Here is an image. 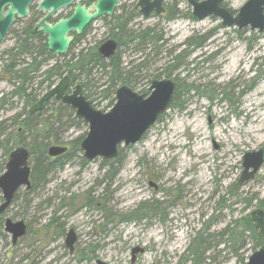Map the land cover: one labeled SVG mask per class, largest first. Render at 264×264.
I'll return each mask as SVG.
<instances>
[{"label": "rangeland", "instance_id": "1", "mask_svg": "<svg viewBox=\"0 0 264 264\" xmlns=\"http://www.w3.org/2000/svg\"><path fill=\"white\" fill-rule=\"evenodd\" d=\"M136 1L128 0L127 5ZM246 2L225 1L236 13ZM179 7L186 15L192 13L193 8L187 0H179ZM69 12L70 9H64L60 13L66 15ZM221 24L222 19L216 16L194 20L184 15L170 22L157 15L140 17L133 22L134 29L159 26L165 40L158 53L153 47L151 51L127 50L123 53V66L127 68H130L127 65L147 59V67L135 87L139 92L148 89L156 75L164 74L170 50L189 49L184 46L189 37L213 31L206 44L191 52L172 75L199 89L183 93L143 140L122 148L123 163L112 181L108 179L109 171L101 157L84 165L83 151L73 149L71 162L55 172L45 187L40 185L28 195L24 188L21 189L9 214L23 215L31 229L38 230L39 238L30 232L16 247L10 236L0 237V264H8L10 258L16 262L25 254H30V260L23 264H30L37 258L35 251H39L42 264H97L98 259L107 264H179L192 238L205 227H209V233H217L233 219L258 209L257 200H254L246 211L244 199L264 200V164L254 179L241 184L239 197H229L227 192L244 170L245 153L264 149V32L248 26L238 33L236 28ZM23 26L24 22L16 23L12 27L14 32L0 44L1 73L7 59L5 51L16 46V32ZM108 36V23L99 18L73 52L102 43L109 39ZM148 53L150 55L146 56ZM20 58L26 61L27 56ZM55 61L50 60L43 71ZM39 80L37 78L35 84ZM93 80L96 87L91 90L92 100L97 108L107 111L109 100L98 94L102 84L106 87L107 77L101 70H96ZM253 83L252 90H248ZM211 89L216 91L213 98L206 94ZM12 90L11 82L0 80V98ZM46 91L44 88L42 93ZM224 91L233 100L224 98ZM13 100L14 107L0 108V123L4 122L7 127L6 134L15 131L11 118L24 106L23 100ZM50 115L51 107L48 106L40 117L45 119ZM88 131L86 123L64 124L57 130L65 142L85 137ZM25 137V144H29L30 139ZM3 150L0 149V161L5 157ZM87 191L91 194H86ZM89 195L102 201L107 210L115 214L114 220L102 209V204H83V199H88ZM223 195H227L228 207L220 210L218 201ZM73 197L77 201L58 215L68 214L63 218L66 229L74 227L79 234L80 245L74 255L64 246V237L55 236L51 229L48 240L45 229L61 200L68 201ZM153 201L161 205L157 214L132 220L124 218L140 204ZM78 205L82 207L75 209ZM103 224L106 227L101 232ZM29 240H36L34 249L28 246ZM216 242H212L211 250L206 254L211 258L210 263L243 264L228 245ZM92 245H95V251L87 253L88 259L84 262L78 261V251ZM251 245L252 241L248 239L246 255L254 252ZM136 247L143 248L144 252L138 253L132 262V250Z\"/></svg>", "mask_w": 264, "mask_h": 264}, {"label": "trees", "instance_id": "2", "mask_svg": "<svg viewBox=\"0 0 264 264\" xmlns=\"http://www.w3.org/2000/svg\"><path fill=\"white\" fill-rule=\"evenodd\" d=\"M95 1L96 0H82V2L88 6ZM127 1L128 0L120 4L111 17H102V19L108 23V37L118 42V50L110 59L102 58L99 55L98 46L101 43L93 47L82 49L78 53L73 52L78 43L84 39L90 25L83 34L77 35L67 54L57 55L49 49L46 35L41 32H32L34 24L41 18V13L36 9V6L32 7L31 15L26 20H18L16 22H24V26L22 30L16 32L18 35L16 46L5 51L7 56L5 60L6 64L3 66V71L0 75V80L11 82L13 90L8 95H4L0 98V108H4L5 105L14 107L15 101H12L13 98L23 100L24 106L21 111L14 114L11 118L15 131L12 130L6 134L7 127L4 125V122L0 123V149H4L3 151L5 154L3 160L0 161V174L5 170L7 157L10 152L18 145L27 146L31 152L32 188L29 191L25 190L26 195L34 192L40 185L45 187L49 182V178L55 172L64 169L66 165L71 162L72 150H81L80 143L83 139V137H79L74 141L65 142L57 132L59 128H63L64 124L68 125L71 123L79 125L85 123L75 115V110L68 105L61 102L48 101L46 107H51V115L45 119L40 117L42 112L36 115H31L29 113V107L37 102L43 89H50L58 80L68 75L71 78L72 85L80 84L83 92L92 100L91 90L93 87H96V84L93 82V74L96 70H101L107 77L108 83H106V87L105 84H102V89L98 94L102 99L109 100L108 109L116 100L115 96L117 89L122 85H129L135 88L139 84V78H142L141 74L143 70L147 67L146 58L136 65H127L130 68L123 66V53L127 50H134L137 52L148 51L149 49L151 51V47H153L154 52L158 53L159 49L164 46L165 40L159 32V26L142 27L140 29H134L132 27L133 22L140 18L141 14L135 2L127 5ZM169 2V5L165 4V13L158 15L165 21L170 22L183 15L195 19L191 12H188L186 15L180 10L179 0H170ZM61 17H63V15L60 14L56 20ZM235 31L241 33L239 30ZM12 32H14L13 28L9 33ZM212 32L202 35L195 34L189 37L184 43L185 48L189 49L177 50V48H174L170 50V59L163 71L164 74L156 75L154 78H161L162 75H165V77H172L174 72L182 66L183 61L189 57L191 52L202 48L206 44ZM23 55L27 56L26 61H24L25 58L23 60L20 58ZM149 55L150 53L146 56ZM53 59L56 60L54 65H51V67L43 71L44 66H47V63ZM257 77H259V75ZM37 78L40 80L35 84ZM175 79L178 80V77H175ZM254 85L253 83L248 86V90H252ZM192 89H199V87L193 84L187 85L178 80V89L172 106L180 100L183 93H188ZM143 92L148 93L149 89ZM215 92L216 91L211 89L207 91L206 94H208V97L213 98ZM223 94L224 98L233 100L227 91H224ZM64 118L65 121H63ZM5 134L6 136L4 137ZM25 135L30 139L29 144H25ZM54 144L67 145L68 150L57 157H51L48 150L49 147ZM122 150L123 149H121L117 158L103 161V164L108 168V176H110L108 179L111 181L116 176L117 170L123 163L121 158ZM83 163L84 165L87 163L84 158ZM242 187L243 185H241L239 179H237L235 183L229 187L227 195L229 197H239V191ZM19 194L20 191L16 194L15 199L18 198ZM86 194H91V191H87ZM227 195L221 196V199L218 201L220 210L228 207ZM2 199L3 197L0 192V200ZM74 200L73 197L70 204H74ZM244 200L246 202V211L251 208L254 200H257L258 208L264 211V200L253 198ZM92 201H95V199L89 195L86 201L87 205H91L90 203ZM157 207L159 208V206ZM152 208V204L142 203L136 209L132 210L130 214L125 215L126 217L124 218L132 220L149 216V212L154 210ZM106 212L109 218L114 220L115 214L107 209ZM208 228L209 227H205L192 238L179 264H188L189 262L192 264L196 262L212 264L210 263L211 261H209L211 260L210 256L207 257L206 254L211 250V244L215 240H217L216 244L221 242L226 246L228 245L233 255L239 257L243 264H246L249 257L248 254L246 255L248 250V239L252 241L251 249H253V251L264 245V238L258 235L251 212H247L233 219L223 230L217 233H209L207 230ZM3 229L4 215L0 213V237L8 238L7 234L3 232ZM45 229L48 231V240L51 239V229H53L55 236L64 234L63 226L55 223V216L51 217L49 223L45 225ZM24 260H28V258L24 257L16 262H8V264H23Z\"/></svg>", "mask_w": 264, "mask_h": 264}, {"label": "water", "instance_id": "3", "mask_svg": "<svg viewBox=\"0 0 264 264\" xmlns=\"http://www.w3.org/2000/svg\"><path fill=\"white\" fill-rule=\"evenodd\" d=\"M123 1L97 0L96 3L87 7L79 0H0V43L16 20L26 18L31 12V6L37 2L38 9L45 15L35 25L32 32H42L47 35L49 49L57 54H65L75 39L72 32L82 34L92 21L104 15L111 16ZM164 1L139 0L137 7L140 13L148 18L152 12L161 14L165 11ZM187 1L193 7L194 16L200 20L208 16H216L222 19L224 26L236 27L240 30L250 26L252 30L260 33L264 31V0H248L237 14H233L222 5L224 0ZM67 6H73V14L52 23L50 19ZM117 48V41L108 39L99 46L98 53L102 58L110 59L116 53ZM70 87L71 79L66 75L32 106L30 112L33 114L41 110L44 104L53 97L75 109L76 116L83 119L89 126V132L81 141L80 147L84 152V157L92 161L97 157L113 159L119 155L120 146H128L142 140L171 105L177 90V82L172 78L156 79L152 82L148 96L139 93L129 85H123L117 89L116 102L108 111L97 109L83 93L81 85H76L69 92ZM66 151L65 146L53 145L48 153L56 157ZM30 160L29 149L22 145L9 154L6 170L0 175V191L4 199L0 206V213L12 203L19 189L30 190L32 188ZM263 164V148L245 153L243 156L244 170L240 182L244 183L254 179ZM252 216L258 235L264 238V211L256 209ZM5 228L12 234L14 242L27 233V225L23 220L14 221L7 218ZM76 238L74 230L71 229L68 233L67 245L72 251ZM137 252L143 253L144 249L139 247L133 249V262ZM246 264H264V246L254 251Z\"/></svg>", "mask_w": 264, "mask_h": 264}, {"label": "flooded vegetation", "instance_id": "4", "mask_svg": "<svg viewBox=\"0 0 264 264\" xmlns=\"http://www.w3.org/2000/svg\"><path fill=\"white\" fill-rule=\"evenodd\" d=\"M66 9H70V12L68 13V14H66V15H63V17H68V16H70L71 14H72V12H73V10H72V8H66ZM234 12V11H233ZM152 15H155V14H152ZM41 16H42V13H41ZM56 19V18H55ZM51 21H55V20H52L51 19ZM93 24V23H92ZM92 24H91V26H92ZM91 26H90V28H91ZM90 28L88 29V31L86 32V34H85V36H84V39H85V37H86V35L89 33V30H90ZM84 33V32H83ZM82 33V34H83ZM72 34L73 35H75V39H76V37H77V35L78 34H76L75 32H72ZM81 35V34H80ZM75 39H74V41H75ZM83 39V40H84ZM2 73L0 72V75H1ZM147 90V89H146ZM143 92V91H142ZM144 93V92H143ZM41 97V95L39 96V98ZM39 98H38V100H39ZM37 100V101H38ZM51 102H54V101H56V102H58L59 103V101L57 100V99H55V98H52L51 100H50ZM47 103V102H46ZM46 103L44 104V106H43V108L41 109V110H39V111H37V112H35V113H33V115H36V114H38V113H41V112H43L44 110H45V108H46ZM35 104V103H34ZM33 104V105H34ZM32 105V106H33ZM32 106H30L29 107V113L32 115V113L30 112V108L32 107ZM17 200L18 199H13V201H12V203L3 211V212H1L3 215H4V233H6L7 234V236H10L11 237V241H12V245L13 246H16L17 247V244L21 241V240H23V239H25L28 235H29V233L30 232H33L35 235H36V237H38V230H36V231H34V230H32L31 229V227H30V225H29V222L25 219V217L23 216V215H21V216H16V215H10L9 213H10V209L13 207L12 205H14L15 203H17ZM84 201H83V204L85 203L86 205H87V200L88 199H83ZM71 201H72V199H69L68 201H66V200H61V203H60V205H58L57 206V209H56V211H55V214L53 215V216H55V223L56 224H61L62 226H63V230H64V234L63 235H57V237H64V246L66 247V249L68 250V252L70 253V254H72V255H74V253H75V250L78 248V246L80 245V240H79V234H78V232H77V230H76V228H74V227H71L70 229H66V221L65 220H63V218H65L68 214H65V213H62L63 214V216L62 215H58V213H59V211H61V210H63L64 208H66V207H69L68 205H73V204H70L71 203ZM77 200L75 199L74 200V203L76 202ZM91 205H88V206H97V205H100V204H102V209H104L105 211H106V206L103 204V202L102 201H99V200H97V199H95V201H92L91 203H90ZM152 204V209H154L153 211L151 210L150 212H149V217L150 216H152V215H154V214H157V211H160V207H161V205L159 204V202L158 203H155L154 201L151 203ZM157 206H159V208L157 207ZM75 207V209H78V207H82V205H78V206H74ZM12 212V211H11ZM7 218H11V219H13L14 221H17V220H23V221H25V223H26V225H27V233L24 235V236H22V237H20L16 242H14V239H13V236H12V234H10L9 232H7L6 231V229H5V222H6V219ZM19 218V219H18ZM106 226L103 224L102 226H101V232H103V230H104V228H105ZM71 229H73L74 230V232H75V234H76V241H75V243H74V249H73V251L71 250V248L67 245V237H68V233L71 231ZM95 229H97V225L95 226ZM96 231H94V233H95ZM39 238V237H38ZM32 240H29L28 241V246L30 245V249H34V244H35V242H36V240H33L32 242H31ZM95 246V245H94ZM93 245H92V247L90 246V247H85V248H82V250L81 251H78V258H77V260L78 261H80V262H84L86 259H88V254L90 253V252H92V251H95V248H93L94 247ZM36 253H38L37 254V258L35 259V260H33V262L32 263H30V264H42V262L40 261L39 262V260H40V257H39V251L37 252V251H35ZM88 253V254H87ZM138 253H140V252H137L136 253V256H137V254ZM33 255V253L31 254V256ZM132 255H133V250H132ZM40 256H43L42 254L40 255ZM24 257H26V258H28V260H24V262L25 263H27L29 260H30V254H25V255H23L22 256V258H24ZM21 258V259H22ZM20 259V260H21ZM136 260V259H135ZM135 260H134V262H135ZM11 261H13V262H15L14 261V259L12 258H10L9 259V262H11ZM19 261V260H18ZM100 263H102V261L101 260H97V264H100ZM105 263V262H104ZM107 264V263H106Z\"/></svg>", "mask_w": 264, "mask_h": 264}, {"label": "bare ground", "instance_id": "5", "mask_svg": "<svg viewBox=\"0 0 264 264\" xmlns=\"http://www.w3.org/2000/svg\"><path fill=\"white\" fill-rule=\"evenodd\" d=\"M59 55H65V54H59ZM73 89H74V88H73ZM73 89H72V90H73Z\"/></svg>", "mask_w": 264, "mask_h": 264}]
</instances>
